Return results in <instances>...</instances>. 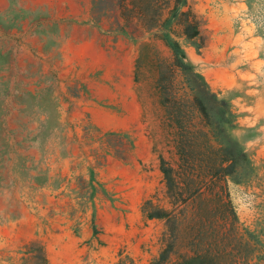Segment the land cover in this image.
Returning <instances> with one entry per match:
<instances>
[{"label": "rangeland", "instance_id": "1", "mask_svg": "<svg viewBox=\"0 0 264 264\" xmlns=\"http://www.w3.org/2000/svg\"><path fill=\"white\" fill-rule=\"evenodd\" d=\"M197 74L249 159L228 178L229 263L264 264V0H0V264L156 258L166 224L143 206L167 207Z\"/></svg>", "mask_w": 264, "mask_h": 264}, {"label": "trees", "instance_id": "2", "mask_svg": "<svg viewBox=\"0 0 264 264\" xmlns=\"http://www.w3.org/2000/svg\"><path fill=\"white\" fill-rule=\"evenodd\" d=\"M172 49L186 69L179 45L174 43ZM196 76L202 82L201 97L196 98L201 120L194 125L176 123L178 160L173 165L161 157L167 207H159L153 199L143 206L147 219L166 224L163 247L149 264H230L234 252L243 247L228 178L249 159L228 136L227 128L234 123L228 104L218 99L201 75Z\"/></svg>", "mask_w": 264, "mask_h": 264}]
</instances>
